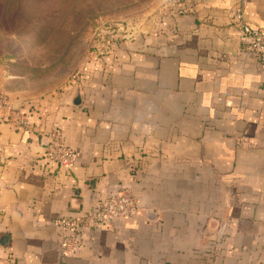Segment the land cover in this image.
Instances as JSON below:
<instances>
[{
	"label": "crops",
	"instance_id": "obj_1",
	"mask_svg": "<svg viewBox=\"0 0 264 264\" xmlns=\"http://www.w3.org/2000/svg\"><path fill=\"white\" fill-rule=\"evenodd\" d=\"M238 1L154 9L131 38L93 46L62 90L0 109V264H264V72ZM243 1L264 29V0ZM52 130L72 166L44 156ZM115 188L139 213L66 253L58 218Z\"/></svg>",
	"mask_w": 264,
	"mask_h": 264
},
{
	"label": "rangeland",
	"instance_id": "obj_2",
	"mask_svg": "<svg viewBox=\"0 0 264 264\" xmlns=\"http://www.w3.org/2000/svg\"><path fill=\"white\" fill-rule=\"evenodd\" d=\"M160 1L0 0V88L9 100L62 90L102 43L96 34L143 22Z\"/></svg>",
	"mask_w": 264,
	"mask_h": 264
},
{
	"label": "built area",
	"instance_id": "obj_3",
	"mask_svg": "<svg viewBox=\"0 0 264 264\" xmlns=\"http://www.w3.org/2000/svg\"><path fill=\"white\" fill-rule=\"evenodd\" d=\"M193 0H167L161 10L167 14H180L191 11L190 2ZM235 25L239 31L240 40L253 53L259 67L264 72V29L253 26L246 18L245 4L243 0L234 6ZM116 32L107 29L106 33L100 31L96 37L102 39L101 44H95L96 49L100 45L103 49L110 50L116 46L118 39H128L134 33V26H127L124 22L116 24ZM100 48L97 51L103 50ZM10 100L0 88V109L9 108ZM15 121L26 126L27 119L19 109H11ZM44 156L56 163L72 166L77 158L76 151L65 144L62 135L56 130L46 134ZM139 204L134 196L121 189H113L108 193L104 202H97L90 212L76 216H60L57 223L62 227V247L66 253H73L83 244V231L90 228H106L112 222L122 217H133L139 213Z\"/></svg>",
	"mask_w": 264,
	"mask_h": 264
}]
</instances>
